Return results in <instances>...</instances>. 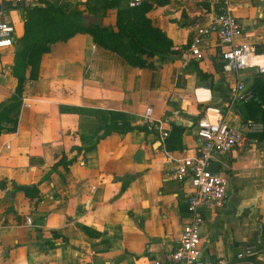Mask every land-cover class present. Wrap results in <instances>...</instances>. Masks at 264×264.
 <instances>
[{
    "label": "crops",
    "instance_id": "crops-1",
    "mask_svg": "<svg viewBox=\"0 0 264 264\" xmlns=\"http://www.w3.org/2000/svg\"><path fill=\"white\" fill-rule=\"evenodd\" d=\"M67 1L84 7L85 0ZM143 1L153 4L148 15L171 40L173 58L155 57V68L134 67L78 33L52 43L40 58L38 77L25 83L22 95L31 105L20 107L14 131L0 135V264H169L166 256L184 223V199L193 189L189 177H172V159L195 155L196 122L202 116L215 120L219 111L243 132L253 121L247 102L229 107L227 93L235 79L251 88L255 76L264 74L256 67L224 74L213 34L200 37L201 58L189 50L220 0ZM232 3L244 26L235 42L253 44L264 66V0ZM0 10V19L11 21L19 38L23 8L0 0ZM115 12L109 9L101 22L114 27ZM14 52L15 47L0 51V101L17 85L10 73ZM198 70L207 77L200 78ZM99 111L122 112L133 126L156 122L168 135L162 140L160 131L133 129L97 140ZM173 126L183 128L180 138ZM260 131L264 123L216 162L229 186L222 205L204 210L202 259L264 264V142L255 136ZM61 159L73 160L65 168ZM14 185H36L39 195L26 198ZM252 244L257 249L239 261L237 253Z\"/></svg>",
    "mask_w": 264,
    "mask_h": 264
},
{
    "label": "trees",
    "instance_id": "trees-1",
    "mask_svg": "<svg viewBox=\"0 0 264 264\" xmlns=\"http://www.w3.org/2000/svg\"><path fill=\"white\" fill-rule=\"evenodd\" d=\"M128 1L85 0L84 7L79 8L77 3L67 0H38L39 4L23 8V34L15 40L13 65L10 68L17 85L9 97L0 101V135L15 130L25 83L38 77L40 58L50 50L52 43L66 41L78 33H84L96 45L118 54L128 64L139 68H155V57L166 61L175 56L171 40L152 24L148 15L153 4L142 1L138 6L129 7ZM109 9L116 11L114 27L101 22ZM197 73L200 78L207 77L201 70ZM251 89L253 97L246 103L247 118L253 120L251 122L264 123V78L261 75L255 76ZM97 115L99 125L96 133L102 132L97 140L112 132L125 134L133 129H153L151 124L131 125L126 115L119 111H99ZM173 128L174 136L180 138L183 128ZM255 136L258 141L264 142V131ZM95 146L96 143L85 148V151ZM72 160L61 159L60 163L67 168ZM14 187L20 189L26 198L39 195L36 185ZM80 228L88 235L98 236L97 232L84 225H80ZM53 246V243L48 242V247Z\"/></svg>",
    "mask_w": 264,
    "mask_h": 264
},
{
    "label": "built area",
    "instance_id": "built-area-1",
    "mask_svg": "<svg viewBox=\"0 0 264 264\" xmlns=\"http://www.w3.org/2000/svg\"><path fill=\"white\" fill-rule=\"evenodd\" d=\"M143 0H129L128 6L135 7ZM22 8L39 4L38 0H14ZM233 0H220L217 12L210 22L197 29L196 36L189 44V50L196 58H201L199 49L200 37L215 35L220 47L221 71L224 74L237 75L240 71L256 67L259 74H264V66L260 65L256 57L258 52L253 44H238L235 40L242 36L244 26L241 20L233 14ZM24 10V9H23ZM4 13L0 10V16ZM16 40L15 27L11 21L0 19V51L12 49ZM264 53V49H263ZM229 107L238 101L247 102L253 97V91L246 86L242 79H235L230 83L227 93ZM31 100L21 96L20 107H28ZM150 108L145 110V118L150 119ZM152 128L160 131L162 140L168 135V131L160 128V124L151 123ZM261 123L249 122L243 132L236 126L225 122L221 112L218 111L215 120L207 116L200 117L196 122L195 136L198 140L194 156L173 160L171 175L178 181L190 178L192 190L184 199L186 213L182 231L175 248L166 256L169 264H228L222 257L213 261L202 259L199 255L200 229L204 223V210L212 206L222 205L229 186V179L225 173L212 172L208 169L211 161L218 162L220 157L230 153L236 146H242L247 141L246 134L259 130ZM1 146L10 148L9 142H3ZM165 148L164 142L162 143ZM28 224L31 219L27 218ZM257 249L255 244L249 245L239 251L236 258L243 261Z\"/></svg>",
    "mask_w": 264,
    "mask_h": 264
},
{
    "label": "water",
    "instance_id": "water-1",
    "mask_svg": "<svg viewBox=\"0 0 264 264\" xmlns=\"http://www.w3.org/2000/svg\"><path fill=\"white\" fill-rule=\"evenodd\" d=\"M218 164L216 162L211 161L208 165V169L212 172H217L218 171Z\"/></svg>",
    "mask_w": 264,
    "mask_h": 264
},
{
    "label": "rangeland",
    "instance_id": "rangeland-1",
    "mask_svg": "<svg viewBox=\"0 0 264 264\" xmlns=\"http://www.w3.org/2000/svg\"><path fill=\"white\" fill-rule=\"evenodd\" d=\"M88 18H91L90 16H88Z\"/></svg>",
    "mask_w": 264,
    "mask_h": 264
}]
</instances>
